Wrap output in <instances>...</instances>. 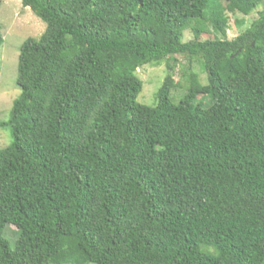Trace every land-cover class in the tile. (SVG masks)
<instances>
[{
    "label": "trees",
    "instance_id": "16d2710c",
    "mask_svg": "<svg viewBox=\"0 0 264 264\" xmlns=\"http://www.w3.org/2000/svg\"><path fill=\"white\" fill-rule=\"evenodd\" d=\"M22 4L47 29L20 50L0 264H264V11L232 41L183 42L193 21L226 36L227 13L264 0ZM176 56L207 75H186L179 104ZM166 62L156 105L138 104L137 70Z\"/></svg>",
    "mask_w": 264,
    "mask_h": 264
},
{
    "label": "rangeland",
    "instance_id": "374dc122",
    "mask_svg": "<svg viewBox=\"0 0 264 264\" xmlns=\"http://www.w3.org/2000/svg\"><path fill=\"white\" fill-rule=\"evenodd\" d=\"M262 11L264 4L250 16L227 13L229 24L226 36L215 33L210 23L193 21L185 32L183 42L193 40V29L198 28L204 31L201 36L203 40L232 41L250 29ZM46 29L47 25L40 18L29 8H24L22 0H1L0 33L5 42L0 47V151L13 143L10 120L12 107L21 93L18 86L21 47L29 40L39 41ZM168 63L175 67L173 75L175 82L178 83V87L171 94L172 103L179 104L188 94L189 83L186 75L191 72L199 76L203 85L207 84V75L199 59L190 62L184 56H176ZM168 63L148 64L137 70V76L143 83L142 92L136 99L138 104L148 107L156 105L157 92L169 74ZM197 103H201L207 109L214 101L210 96H201ZM4 237L14 249L19 237L18 230L14 226L7 227Z\"/></svg>",
    "mask_w": 264,
    "mask_h": 264
}]
</instances>
